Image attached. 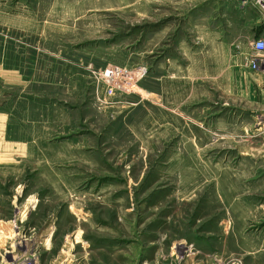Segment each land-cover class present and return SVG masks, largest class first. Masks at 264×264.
Returning <instances> with one entry per match:
<instances>
[{
    "label": "rangeland",
    "instance_id": "obj_1",
    "mask_svg": "<svg viewBox=\"0 0 264 264\" xmlns=\"http://www.w3.org/2000/svg\"><path fill=\"white\" fill-rule=\"evenodd\" d=\"M200 1L0 0V264H264L247 29L222 58Z\"/></svg>",
    "mask_w": 264,
    "mask_h": 264
},
{
    "label": "crops",
    "instance_id": "obj_2",
    "mask_svg": "<svg viewBox=\"0 0 264 264\" xmlns=\"http://www.w3.org/2000/svg\"><path fill=\"white\" fill-rule=\"evenodd\" d=\"M201 4L197 7H194V16H192L193 21H197V19H202L204 16L198 14L199 12H207L210 11V16H205V25L200 26L201 30L207 31L208 39L210 40L211 47L213 52L215 53V49L217 50V54L219 55V51H221V57L228 59L233 54V50L229 47V45H233L240 41L239 37L236 34V27L243 26L246 30V40L250 43L255 39H264V13L260 10L248 6L242 8L239 6L238 14L241 21H236L235 18V7L238 3L236 0H201ZM209 17V18H208ZM203 33V32H202ZM244 41V40H242ZM213 53V54H214ZM230 55V56H229ZM234 58V56H232ZM250 69V68H249ZM250 73L253 74L255 78L256 85L258 86V99L259 103H264V67H262L258 72L252 71L250 69ZM235 69L232 70L231 76L234 75ZM4 73H7L4 71ZM5 76V75H1ZM252 75L248 74V80H245L244 88L248 87L247 91L251 90V78ZM1 102V101H0ZM1 103H7V101H2ZM7 117L4 114L0 113V123H2V131H5L6 128ZM84 230H80V232H76L74 234V240L72 241L73 245H76L83 248L90 246L91 242L85 239ZM68 237L66 235L65 242L67 243ZM98 245H102V239H99ZM63 242V243H65ZM62 243V244H63ZM64 248V246H62ZM97 251L101 252L102 247L98 246ZM99 257L101 254L99 253ZM59 261V259H58Z\"/></svg>",
    "mask_w": 264,
    "mask_h": 264
},
{
    "label": "built area",
    "instance_id": "obj_3",
    "mask_svg": "<svg viewBox=\"0 0 264 264\" xmlns=\"http://www.w3.org/2000/svg\"><path fill=\"white\" fill-rule=\"evenodd\" d=\"M240 1V5L242 8L252 6L262 13H264V0H238ZM250 55L249 59H247V66L255 72H258L262 67H264V39H255L250 42ZM142 76L140 71L136 73H129L128 71H114L108 70L106 72L105 78L111 79L112 81L109 84V92L113 94L115 89L121 84V82L134 83L136 78ZM123 79V80H122ZM122 80V81H120Z\"/></svg>",
    "mask_w": 264,
    "mask_h": 264
},
{
    "label": "bare ground",
    "instance_id": "obj_4",
    "mask_svg": "<svg viewBox=\"0 0 264 264\" xmlns=\"http://www.w3.org/2000/svg\"><path fill=\"white\" fill-rule=\"evenodd\" d=\"M6 228L7 229H5V231H6V235H7V238H9V237H11L12 236V234H14L13 233V230H11V228L10 227H8V226H6ZM10 231V232H9ZM47 240V242L46 243H48L49 242V238L48 239H46Z\"/></svg>",
    "mask_w": 264,
    "mask_h": 264
}]
</instances>
